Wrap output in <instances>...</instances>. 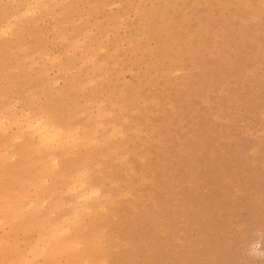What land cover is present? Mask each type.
Listing matches in <instances>:
<instances>
[{
	"label": "snow or ice",
	"instance_id": "obj_1",
	"mask_svg": "<svg viewBox=\"0 0 264 264\" xmlns=\"http://www.w3.org/2000/svg\"><path fill=\"white\" fill-rule=\"evenodd\" d=\"M0 7L5 14L8 9L18 12L14 24L0 29V38L20 40L22 52L15 62L7 55L4 58L0 133H23L22 152L33 177L28 185L21 186L11 171L19 158L0 160V264H264V122L259 142V195L250 184H235L238 208L229 213L215 237L201 228L199 234L194 231L177 238L165 224L153 236L138 238L125 232L121 220L125 200L131 194L118 191L113 184L114 164L126 163L119 159L124 152L118 145L127 135V121L120 117L117 123V114L103 104L96 118H82L78 106L82 88H95L97 82L86 83L78 73L54 79L46 70L45 61L63 66L66 58L77 57L86 37L63 25L67 32L60 33L58 26V38L35 49L25 46L29 34L22 25L27 19L55 9L64 10L70 21L72 10L90 6L30 2ZM144 7L152 9L140 18L147 32L183 29L196 23L197 31L213 37L217 46L221 39L230 45L232 66L235 68L239 60L245 69L237 77L245 91L236 96L235 103L241 111L251 110L258 77L264 111V0H201ZM185 10H192L194 15ZM257 25L258 67L251 57L244 61V54L255 48ZM84 59L91 65L98 63L99 56ZM21 72L31 78L23 90L14 84ZM253 134L254 130L245 132V136ZM256 236L261 249L251 243ZM161 240L165 245H160Z\"/></svg>",
	"mask_w": 264,
	"mask_h": 264
},
{
	"label": "rangeland",
	"instance_id": "obj_2",
	"mask_svg": "<svg viewBox=\"0 0 264 264\" xmlns=\"http://www.w3.org/2000/svg\"><path fill=\"white\" fill-rule=\"evenodd\" d=\"M41 1L90 6L72 10L70 21L64 10H48L27 19L22 27L29 34L25 46L33 49L58 38V26L60 33L67 32L63 25H70L71 32L87 37L77 57L66 58L63 66L45 61L46 70L54 79H67L71 72L86 83L97 82L95 88H82L81 117L85 110L97 114L104 101L103 105L114 107L117 123L120 117L127 120V135L118 145L124 152L119 159L126 163L114 164L113 180L118 191L131 194L121 213L125 232L147 239L166 224L177 238L194 231L199 234L201 228L215 237L229 213L238 208L235 184H250L259 195V142L264 122L259 78L251 110L241 111L235 98L245 91L243 81L237 79L245 69L239 60L232 66L230 45L221 39L217 46L213 37L197 31L196 23L158 32H147L140 24V18L152 11L144 6L201 0ZM30 2L36 1L23 0L24 4ZM3 4L17 1L0 0ZM2 11L0 7V29L8 22L14 24L18 14L16 9H8L1 16ZM185 11L194 15L192 10ZM256 36L255 48L244 54V61L251 57L258 67V25ZM20 50V40L0 38V90L4 58L7 55L15 62L22 56ZM93 54L99 61L89 65L84 58ZM14 84L23 90L31 84L30 75L21 72ZM253 130V135L245 136ZM258 207L257 198V211ZM149 209L151 214L146 215ZM251 243L262 248L258 236Z\"/></svg>",
	"mask_w": 264,
	"mask_h": 264
},
{
	"label": "bare ground",
	"instance_id": "obj_3",
	"mask_svg": "<svg viewBox=\"0 0 264 264\" xmlns=\"http://www.w3.org/2000/svg\"><path fill=\"white\" fill-rule=\"evenodd\" d=\"M17 4H24L23 0H16ZM36 2H42L41 0H35ZM51 1V0H50ZM64 1V0H62ZM61 1V2H62ZM47 2V1H44ZM53 4V3H52ZM60 4V3H59ZM63 4V2H62ZM9 11H7L8 13ZM53 13V12H52ZM5 11H2L1 16H4ZM49 15V14H48ZM52 15V14H51ZM58 15V14H57ZM59 18V17H58ZM14 22V21H12ZM12 22H8L6 23L7 25H5V28H8L11 24H13ZM76 23V22H75ZM61 24V23H60ZM65 24V23H64ZM112 27V26H111ZM5 28H1V29H5ZM56 29V28H55ZM89 31H91L89 29ZM57 32V31H56ZM86 33V32H84ZM89 33V32H88ZM109 36V35H108ZM87 38V37H86ZM85 44V43H84ZM213 46V45H212ZM100 49V48H99ZM14 50V49H13ZM21 51V50H20ZM101 51V50H100ZM86 54V53H85ZM210 54V53H209ZM79 58V57H78ZM68 60V59H67ZM103 62V61H102ZM82 63V62H81ZM51 64V63H50ZM84 65V64H83ZM99 65V64H98ZM101 66V65H100ZM67 67V66H66ZM65 67V69H66ZM52 68V67H50ZM80 69V68H79ZM72 70V69H71ZM57 71V70H55ZM59 71V70H58ZM57 71V72H58ZM62 71V70H61ZM49 72V71H48ZM179 72V71H178ZM71 73V72H70ZM88 76V74H87ZM92 81V80H91ZM90 82V81H89ZM91 83V82H90ZM219 93V92H218ZM98 102V101H97ZM104 102V101H103ZM102 102V104H103ZM87 104V102L85 103ZM1 106V105H0ZM99 107L96 109V111L98 112L97 114L95 113V111H87L85 110V115H83L82 113V118H86L87 120H91L96 118L99 115ZM114 107L111 105V109H113ZM136 111V110H135ZM127 121V120H125ZM153 129V128H152ZM140 133V132H139ZM24 139V135L22 132H20L19 130L10 132L7 135H4L3 133H0V160L3 159H11V157L16 156L19 159L13 163L12 169L11 171L14 174V179L16 180V182L18 184H20L21 186H25L29 184V181H31L33 179V177L29 174L28 172V168H27V163H26V158L23 155L22 152V144L20 143V141H22ZM21 146L17 149H15V146ZM126 146V145H125ZM128 154V153H127ZM150 156V155H149ZM143 160V159H142ZM125 173V172H124ZM2 177H3V171L2 169H0V184H2ZM115 185V183H114Z\"/></svg>",
	"mask_w": 264,
	"mask_h": 264
}]
</instances>
